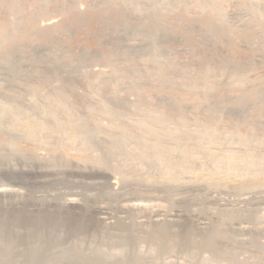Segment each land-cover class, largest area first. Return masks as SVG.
Segmentation results:
<instances>
[{
    "label": "bare ground",
    "instance_id": "obj_1",
    "mask_svg": "<svg viewBox=\"0 0 264 264\" xmlns=\"http://www.w3.org/2000/svg\"><path fill=\"white\" fill-rule=\"evenodd\" d=\"M0 1L3 8L12 4ZM55 1L52 12L64 15L69 12L66 4L76 7L77 3ZM134 1L143 7L142 14L132 13L120 0H91L87 12H71L60 22L56 16L43 21L46 28L34 31L41 35L34 43L24 29L29 17L18 15L15 22L0 25V47L16 36L13 30L28 39L0 53V177L8 182L1 178L0 187L28 190L30 196L21 206L0 207V264H178L196 252L218 256L221 252L214 248L213 234L201 237L188 229L176 232L173 222H167L183 218L185 209L166 214L157 208L152 219L158 221L166 215V222H156L142 237L131 232L132 224H114L117 216L100 205L92 210L101 220L100 226L95 223L101 235L96 240L88 234L90 221L83 214L62 212L64 206H80L75 192L62 206L39 197L61 184L113 193L139 185L141 179L136 175L143 167L153 172L144 185L161 194L178 195L186 190L174 181L190 172L197 179L196 188L202 189L206 175H217L227 183L222 187L237 192L241 201L264 195V184L251 190L252 185L242 183V175L264 173V119L253 115L249 120L256 106L264 114V31H256L251 2L240 1L227 19L219 13L216 0H196L207 14L182 19L181 15L162 14L156 6L159 0ZM40 13L29 20L31 25L37 24ZM246 16L250 18L241 23ZM91 18L97 22L95 31L90 28L100 38V48L88 49L80 43L73 53V44L64 38L73 36V27L86 28ZM234 38L240 40V48L233 54ZM186 47L194 51L189 62L168 59L173 53L189 52ZM108 63L113 68L106 73ZM86 67L91 72L88 69L84 81ZM98 75H102L98 86H105L99 91L89 83ZM153 77L170 93H158L154 88V99L152 94H140L137 88L148 86ZM119 81L125 96L115 88ZM94 90L97 97L84 95ZM136 91L137 98L130 100L129 92ZM184 92L197 102L187 101ZM182 98L184 102H180ZM92 151H98L95 158V154L89 155ZM151 195H120L119 214L139 209L140 203L147 208L161 206V196ZM262 200L255 203L261 205ZM236 224L248 227L247 221ZM141 242L149 243L152 252L140 251Z\"/></svg>",
    "mask_w": 264,
    "mask_h": 264
},
{
    "label": "rangeland",
    "instance_id": "obj_2",
    "mask_svg": "<svg viewBox=\"0 0 264 264\" xmlns=\"http://www.w3.org/2000/svg\"><path fill=\"white\" fill-rule=\"evenodd\" d=\"M10 1L12 2V4L9 5V8L8 7L3 8V2L0 1V25L4 24L6 22L8 24L15 22L16 16H18V15H23V16L25 15V16L29 17V19L26 18L24 20V25L28 26V27L24 26L25 27L24 29H26V30L28 29L27 33L31 34V35L29 34L27 36H29V40H31V43H32L33 41L38 42L37 39L40 38L41 35L39 32H34V31L39 30L41 28H43V30H44L46 28V24L44 23V22H46L45 21L46 19H49L51 17L56 16L55 19H57V22H60L62 20H65L67 15H69V13L71 14V12H73V13L76 11L87 12L90 10L89 3L91 0H77L76 7H69L68 4H66L68 7V8L67 7L66 8L69 12L65 15H64V13L62 14L59 12L58 13H56L54 11L52 12V9H54V5L57 4V2L55 0H10ZM61 1L65 2L68 0H61ZM163 1H164V3H163ZM173 1L174 0H159L157 2L156 6L161 10V12L163 11L162 14H164V15L166 14L165 15L166 17L167 16L168 17H170V16L175 17L177 15H181V18L183 17L184 19L185 18L192 19V17H196L198 13H199L198 15H201V16H202V14H203V16L207 14V9H204L202 6L200 7L199 4L194 3V2L198 3V1H196V0H175L174 2ZM216 1H217V4H219L218 5L219 13H221L222 15H225V17L227 19H228L229 14L232 11H235L238 9V6L240 5L241 2H243V3L248 2V1H249V3L251 2L250 3L251 7L254 8L252 10L256 11V12H254V14H252V17H251L252 20L254 18L253 21H255L257 23L256 31H259V32L264 31V0H245V1L244 0H238L237 2H235L236 0H216ZM120 2H121V5L123 7H127V8L131 7L130 9H131V11H133L132 13H134L136 15L143 13V7L140 4L136 3L134 0H132V1L131 0H120ZM37 5L38 6L41 5V8L39 7L38 11H36ZM259 6L261 8L262 7L263 8L261 9ZM4 10H5V12H2ZM258 10H260V11H258ZM193 11L196 13H193ZM40 12H43V13H40ZM36 13H40L39 15H37V17H40V18H38L37 24L31 25L29 23V20L33 19ZM104 13H105V16H108L110 12L104 11ZM92 17H94V16H92ZM249 18H248V16H246V18L242 19L241 23H243L244 21H247ZM94 19L95 18H91L90 21L86 22L87 23L86 24L87 29L86 28L80 29V27H77V28L73 27L72 28L73 36H71L70 38L69 37L64 38L67 40L66 41L67 43L73 44L72 48L73 47L75 48L76 44H78V45L83 44L88 49L100 48V46H99V44L101 42L100 38H97L98 37L97 34H94V32L92 31L93 28H94L93 29L94 31L96 28H98L97 22ZM256 19H258V20H256ZM75 25H79V23L75 24ZM179 26L181 29H183V27H182L183 25H179ZM8 29H11V27L8 26ZM90 30L92 32H90ZM13 31L16 33V36H14L12 38V41H7V43H5L2 47H0V53L5 48H9L10 46H13L15 44L22 43L25 40H28L27 37L22 32L17 33V30H13ZM51 32L53 33L55 31L54 30L49 31V33H51ZM177 32L179 33V31H177ZM24 33H26V32H24ZM88 33H91V34L89 35ZM180 33H181V31H180ZM68 39H69V42H68ZM239 43H240V40H238L236 38L232 39L231 52L233 54L238 52V50H239L238 48H240ZM168 46H170L172 48H174V46H175V48H178V47H176L177 44H174V43H169ZM76 47H77V45H76ZM74 48H73L72 52L76 53ZM106 48L103 47L104 50H106ZM186 48L190 49V47H186ZM192 51L193 50H191V51L189 50V52H186V53L184 52L183 54L180 53L179 55H177L178 53H176V54L173 53V54L169 55L168 59L172 60L173 62H175L177 60L176 62L182 61V62L186 63V61L187 62L190 61L189 60V59H191L190 56H192L194 54V51L193 52ZM179 58H181V59H179ZM109 64L110 63L106 64V66H108L105 69L106 73H107V71L110 72L113 68V67L111 68L112 65L111 64L109 65ZM147 65H149V63ZM89 68L90 67L84 68L85 74L82 76L83 79L85 78L84 81H86L85 75L90 74L89 72H91V69H89ZM88 69H89V72H88ZM113 73L119 74V73L115 72V70ZM99 76H102V75H98V77ZM250 76H252V75H250ZM98 77L93 76V79L92 78L89 79V83L91 82L92 84L91 83L90 84L93 85V87H95V88L100 86V85L98 86V84H101L100 82L98 83V81H100V77L99 78ZM83 79L81 81H83ZM151 79H150V82L148 84H146L148 86L145 87V85H141V86H139V88H137V91L138 92L140 91V94L141 93L142 94L148 93L150 95L152 94L151 96L154 99V97H155L154 96V93H155L154 88L155 89L157 88L156 90L158 91V93H159V91L163 94H167V92H168V94L170 93L169 89H168L169 91L166 88L165 89L163 88L164 89L163 90L161 88V86L156 84V83H158L157 77L155 79H154V77ZM151 82H152V84H151ZM116 83L117 84H115L116 85L115 88L118 87V83H119V87H120L121 81L116 82ZM54 84H56V83H54ZM154 84L156 87L153 86ZM149 86H151L152 88ZM101 87H105V86L102 85ZM101 87H99V89L97 88L96 90L99 91L101 89ZM119 87H118V89H119ZM160 89H162L163 92ZM96 90H94L95 92H92V94H91V92L89 93L92 96L89 95L88 93L84 94V95H86V96L88 95L87 97H94V95H95L97 97L98 93ZM120 90H123V89H121V88L119 89V95H121V96L127 95V92H124L125 90L121 91V93H120ZM79 91H81V93H82L81 89H79ZM138 92L137 93L129 92L130 100H132V101L135 100L137 98L136 95L138 94ZM233 92H235V91H233ZM236 92H239V90H236ZM185 93H186L187 97H189L188 99L185 98L187 101L190 100L192 102H197V101H195L197 99L195 96H190L189 94H187V92H184V94ZM182 94H183V92H182ZM186 95H184V97ZM32 98H34V97H32ZM33 101H34V99H33ZM180 102H184L183 98H182V100H180ZM131 108L132 109L134 108L133 105ZM161 110H163V109H161ZM259 110H261V107L258 108L256 106V107L252 108L251 109L252 112L250 111V114L251 113H253V114H251V116H249V120H251L250 117H252L253 115L259 116V117L264 119V114L261 113V111L259 112ZM133 112H134V109H133ZM133 116H131V118H134ZM228 122H230V120ZM194 127L192 126V128H194ZM241 130L245 131L243 129H241ZM97 153H98V151H92V152H89V155L92 156L95 154L94 157L92 156L93 158H95ZM92 157H90V158H92ZM90 160H92V159H88L87 161H90ZM85 164L91 165L90 163H87V162ZM140 170H141L140 171L141 174L139 173L140 175L139 174L136 175V177L138 179H141V180H139V182H140L139 185H138V183H136V184L134 183L133 185H131L127 189L125 188V190L124 189H122V190L117 189V192L113 191V193H111V192L110 193L109 192L108 193H106V192L105 193L104 192L98 193L99 191H94L92 189H85L83 187H77L74 185L69 186L68 184H64V185L61 184V185H59L60 187L58 186L56 188V190L55 189H53L54 191L51 190L50 193L47 194L48 197L45 195L46 193L44 195H40L39 197H42V200L46 199L45 200L46 202L51 199V203H53V205L62 206L63 204H65V200L68 198L67 196L70 193L75 192L77 194L76 200L78 202V205H80L81 207L79 206L78 208L77 207L75 208L72 206H64L62 208V212L63 211L65 213L68 211L74 212V214L77 216L78 215L80 216L83 214L85 216L84 218L86 220L89 219L88 221H90L89 226H87L88 234L90 233V235H91V233H92L97 238L96 240H99V238H101V235L98 233L99 231L97 230V226H95V223L100 226L99 222H101V220L99 219L98 216H96L97 213H96V215L95 214L93 215V213L96 211V208L100 205H104L105 207L108 208V210L111 213H113L114 215L119 217V218H117V217L114 218V222H113L114 224L118 223V224H121L122 226H129L132 224V225H134V227H132L133 229L131 232L135 235L137 234L138 236H142V237L147 235L146 233H148L149 231H151L154 228V225L156 222H159V223L160 222H166V220H167V218H165L166 215L163 217H160L158 219V221H154L152 219V217H151L152 212L156 211L157 208H158L157 210H159V207H161L160 210H162V212L166 213V214L172 213L176 209H182V210L185 209L186 215L183 218H180V219L177 218L178 220L176 219L174 221L173 220H167V222H169V223L173 222L172 224H174V226H175L174 230L176 232L179 231L182 233L184 230L188 229L191 231V233L193 235H196V236L202 237L206 234H211V235L213 234L215 236L214 242H215L217 248L214 246L213 247L216 250H218V252H219V250L221 252L219 253V256H218V254H215L214 252L212 253L210 251L208 253L204 252V251L196 252L195 254H193V256H190L191 258L190 257H186V258L184 257L183 259H180L179 260L180 262H178V264H180L181 262L183 264H192V263L193 264H262L261 261L264 260L263 259V256H264L263 255L264 254V230H263L264 229V227H263L264 226V217H263L264 216L263 215L264 214V206L263 205H264V203L261 205H258L255 203V201L256 200L258 201L259 199L260 200L263 199L262 201H264V197H262L264 195H262L260 197L256 196L257 198L256 197L250 198V199H247L246 201H241L240 198L238 197L239 194L237 192H234V193L233 192H227V189L223 188V187H225L224 184H227V183L226 182L222 183L223 182L222 178L216 177L217 175H215V176L213 175L214 177L206 175L204 180H203L204 183L202 182L204 185V186L202 185V189H201V187L196 188V186L193 187V185H196L197 179L194 175H192L193 173L191 174L190 172H187V173L184 172L180 178L178 177L179 179L177 178L174 181L176 185H178V186L180 185L181 187L184 186V188H186V190H184V191H182V193L178 194L179 196L174 192H173L174 194H170V195L161 194V193H159V191H155V189H151V188L148 189V187H147L148 184L144 185L145 181L149 178L148 176L152 175L153 172L150 171V173H149V171L143 167H141ZM200 170L203 171L204 169H200ZM200 170L197 172H201ZM204 172L206 173V170H204ZM260 173H262V172L252 174V175L248 174L250 177L248 175H245V176L242 175L243 176L242 183H245V184L249 183L248 185H252L253 188L251 190H253L254 187H257L256 185H258L259 183L264 184V182H263L264 181V173H262V174H260ZM207 177L208 178L212 177L213 179L212 178L207 179ZM215 177H216V179H215ZM1 178L2 177H0V185H1V183L7 182L4 178H2V179H3V181L4 180L5 181L2 182ZM120 179H121V177L118 176L117 180L119 182H120ZM142 183H143V185H142ZM214 186H216V187H214ZM8 189H10V190H8ZM224 189H226V191ZM0 190H3L2 193L0 192V198H2V199H0V207L8 206L11 204H14V205H20L21 204L22 205L30 197L28 190H25V189L24 190L26 191V193L24 191H22L23 189L22 190L20 189V191H21L20 192V191H18V189L11 190V188H8V187H0ZM51 193H52V195H50ZM236 193H237V195H236ZM9 194H11L13 197H10ZM123 194L124 195L125 194L132 195V196L141 197V198H148L151 194L152 195L158 194L161 196V199H162L161 204L162 205L158 206V207H156V205H154V206H149L150 208L149 207L147 208V207L143 206V203H140V205L142 204V206H140L139 209L126 212V214L121 213L122 214V216H121V214H119V210H117V209H119L117 201H118L120 195H123ZM2 195H4V197ZM8 195H9V197H8ZM117 196H118V198H117ZM52 198H54V200ZM47 199H49V200H47ZM13 200L17 203L16 204H15V202L13 203ZM55 201H57V202L55 203ZM58 202H59V204H58ZM2 204H4V205H2ZM94 205H97V206H94ZM93 209H94V212H92ZM257 209H259V210H257ZM42 210H45V208H42ZM34 212H35V210H34ZM239 221H247L248 227L246 226V228H244V229L238 227L236 223ZM261 228H262V230H261ZM116 230L117 229H114L113 231L115 232ZM209 231H211V232H209ZM223 238L229 239L232 243L230 241H229L230 243L229 242H227L226 244L223 243L224 242V241L222 242ZM141 243H142V245L140 244V246H139V248L141 247L140 251H142L143 253L144 252L145 253L152 252L150 249L149 243H147V242H141ZM227 248H230V249H227ZM153 252H155V251L153 250ZM212 254H213V256H212ZM168 263L173 264V263H177V262H168Z\"/></svg>",
    "mask_w": 264,
    "mask_h": 264
}]
</instances>
